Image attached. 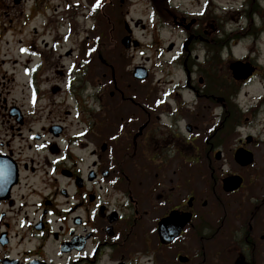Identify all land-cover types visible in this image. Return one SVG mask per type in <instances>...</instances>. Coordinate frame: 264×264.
Here are the masks:
<instances>
[{"label": "flooded vegetation", "instance_id": "obj_1", "mask_svg": "<svg viewBox=\"0 0 264 264\" xmlns=\"http://www.w3.org/2000/svg\"><path fill=\"white\" fill-rule=\"evenodd\" d=\"M263 40L264 0H0V264H264Z\"/></svg>", "mask_w": 264, "mask_h": 264}, {"label": "rangeland", "instance_id": "obj_2", "mask_svg": "<svg viewBox=\"0 0 264 264\" xmlns=\"http://www.w3.org/2000/svg\"><path fill=\"white\" fill-rule=\"evenodd\" d=\"M85 25H87V28L91 27L90 24H85V23H80L78 26V32L76 34V41L78 42L79 40L82 41V43L84 44V51L82 53V59L84 61L90 59L89 55H88V52L91 50V47H92V40H93V36H91L90 34V30L86 29ZM262 47H261V50L260 52L255 56L258 57V61L260 62V64H262L264 66V40L262 42ZM243 45V48H241V46ZM240 47H237L236 49H234L233 53L236 57H241L243 56L246 52H245V48L247 49L248 48V45L247 43H244L242 44ZM69 47V45H68ZM75 54H78L80 55L81 52L80 51H77ZM77 55V56H78ZM101 56H103V58L106 60V54L103 53ZM73 57L71 58H67L66 59V63L69 65L71 63V61H73ZM78 59V57H75V60ZM79 61V59H78ZM100 61V59H99ZM85 65V64H84ZM95 64H93V62L88 66V65H85V68L83 69L82 71V74L79 72V71H76L74 73H72L71 75L69 74L70 77H76V80H78L77 82L79 81H83V84H82V87L83 89H80L77 91V93L82 96L83 98V103L85 106H93L94 107V101L91 100L89 102H87V99L90 97V94L92 91H94L93 89V86L90 82L88 83H85L87 81H90L91 80V76H93V71H92V68L91 66L93 67ZM228 65H229V62H228ZM88 68V69H87ZM229 70L227 69V72ZM155 74L151 77V80L147 83V96H154L155 95V89L153 90V87L154 84H156V81L160 78V75L159 73H156V71H154ZM94 73H97L98 74V78H99V85H98V92L100 93V96H101V99H100V102H99V109L98 111L101 112L102 110V106L103 105H106V106H109V101H108V91H109V79H105L104 76L106 78H108L107 76L110 75V71L102 66L101 62L99 63L98 65V68H96L95 72ZM124 75V71L123 72H119L118 74V79L120 76H123ZM262 79L259 78L257 80V83H254V86H251L250 88H246L244 90H242V96L245 94V93H248V96L249 97H256L257 95L261 94L262 92V86H260V84L258 83L259 81H261ZM152 86V87H151ZM232 90L233 89L230 87L228 88V90ZM152 90V91H151ZM236 91V90H235ZM244 99V98H243ZM245 100V99H244ZM246 101L248 102L249 100L246 99ZM152 174L155 175V171H148ZM142 176H145V175H142ZM154 178V177H152Z\"/></svg>", "mask_w": 264, "mask_h": 264}, {"label": "water", "instance_id": "obj_3", "mask_svg": "<svg viewBox=\"0 0 264 264\" xmlns=\"http://www.w3.org/2000/svg\"><path fill=\"white\" fill-rule=\"evenodd\" d=\"M233 71H234V75L236 79L245 78V77H248L246 75L251 74V73L248 74L246 68H241V67H238L237 65L233 66ZM234 182H235V179H233L232 183ZM239 185H240V182L238 184H235L232 189H236Z\"/></svg>", "mask_w": 264, "mask_h": 264}, {"label": "bare ground", "instance_id": "obj_4", "mask_svg": "<svg viewBox=\"0 0 264 264\" xmlns=\"http://www.w3.org/2000/svg\"><path fill=\"white\" fill-rule=\"evenodd\" d=\"M243 48V45L241 46V48L240 49H242Z\"/></svg>", "mask_w": 264, "mask_h": 264}]
</instances>
